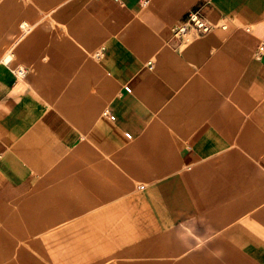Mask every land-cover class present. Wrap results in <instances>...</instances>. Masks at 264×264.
<instances>
[{"label":"crops","instance_id":"crops-1","mask_svg":"<svg viewBox=\"0 0 264 264\" xmlns=\"http://www.w3.org/2000/svg\"><path fill=\"white\" fill-rule=\"evenodd\" d=\"M263 38L252 0H0V264H264Z\"/></svg>","mask_w":264,"mask_h":264},{"label":"built area","instance_id":"built-area-1","mask_svg":"<svg viewBox=\"0 0 264 264\" xmlns=\"http://www.w3.org/2000/svg\"><path fill=\"white\" fill-rule=\"evenodd\" d=\"M212 28V25L205 19L203 15L202 8L199 7L191 11L185 20L180 24L173 27L174 36L178 38L186 37L191 31H196L199 33L207 32ZM21 29L23 32H29L32 29V26L27 22L23 21L21 24ZM104 54V48L95 53V57L100 58ZM258 55H264V38L261 40L258 48ZM152 67V66H150ZM16 73L20 76L26 74V69L24 67H19L16 70ZM112 117V115H110Z\"/></svg>","mask_w":264,"mask_h":264},{"label":"rangeland","instance_id":"rangeland-1","mask_svg":"<svg viewBox=\"0 0 264 264\" xmlns=\"http://www.w3.org/2000/svg\"><path fill=\"white\" fill-rule=\"evenodd\" d=\"M252 4L255 9L256 18L261 16L264 17V0H252ZM152 256V254H151ZM154 258L158 257L156 255L152 256ZM155 262L153 264H157V260H154Z\"/></svg>","mask_w":264,"mask_h":264}]
</instances>
